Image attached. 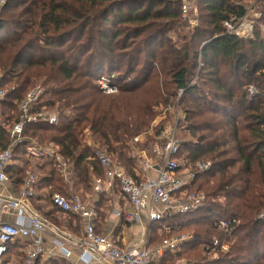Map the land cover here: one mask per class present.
I'll return each instance as SVG.
<instances>
[{"label": "trees", "instance_id": "trees-1", "mask_svg": "<svg viewBox=\"0 0 264 264\" xmlns=\"http://www.w3.org/2000/svg\"><path fill=\"white\" fill-rule=\"evenodd\" d=\"M196 1V25L189 26L182 18V0H4L0 88L7 92L0 106V150L8 145L7 128L18 118L19 102L40 84L44 91L33 112L54 111L57 123H26L14 157L25 156L31 140L51 144L68 163V180L91 191V174L104 177L93 153L98 146L142 180L134 149H149L166 119L152 127L156 109L173 103L181 91L177 126L191 139L181 142L176 159L188 167L209 163L186 187L201 194L202 203L163 218L172 227L164 235H157L159 224L151 223L149 238L157 242L148 246L185 229L193 233L190 241L166 251L159 264H175L185 254L187 264H264V24L259 21L251 39L228 34L223 22L242 16L245 0ZM180 26L187 32H179ZM170 32H178L176 43ZM103 74L115 75L117 93L105 95L97 88ZM140 134H145L143 142H134ZM38 161L35 191L48 188L49 195L39 196L44 202L34 201L35 206L49 222L62 226L58 217L67 215L68 226L75 220L73 229L83 228L82 218L51 207L54 193L69 198L71 192L52 159ZM30 164L27 159L10 169L13 183L21 184ZM111 209V197L102 196L98 216ZM219 219L230 223L227 229L218 227ZM214 238L228 241V250L212 249ZM198 244L213 253L199 256ZM8 247L2 264H10L12 254L24 264L19 244ZM37 264L67 263L48 256Z\"/></svg>", "mask_w": 264, "mask_h": 264}, {"label": "built area", "instance_id": "built-area-1", "mask_svg": "<svg viewBox=\"0 0 264 264\" xmlns=\"http://www.w3.org/2000/svg\"><path fill=\"white\" fill-rule=\"evenodd\" d=\"M3 2L4 0H0L1 4ZM190 11H192L191 3L182 0V18L187 19V23L193 26L196 25V20L193 19L195 17H190ZM246 14L247 9L241 17L231 15L225 20L223 22L225 32L240 38H252L254 22H247ZM246 25L249 26L248 33L243 32ZM262 39H264V28H262ZM96 86L105 95L118 92L114 74L100 75L96 79ZM43 91L44 88L40 84L34 85L27 91L18 104L17 120L7 128L9 142L7 147L0 150V186L4 189L10 182L5 168L13 161V150L24 142V125L26 123L49 125L57 123V114L54 111L33 112L34 104ZM249 91L254 93L252 87ZM6 92L5 89L0 88V106ZM180 94L181 91L178 92V96ZM173 111L176 113L175 123L163 127L149 149H134L133 153L137 157L142 180L133 178L112 155L95 146L93 153L103 167L104 177L97 179L91 174L90 184L93 192L91 201L84 202L77 193L71 194L69 198L58 193L51 196L53 207L84 220L81 234L78 236L73 237L64 229L60 232V229L50 224L35 206L37 178L34 172L26 170L16 194L12 193V195L8 192L0 194V213L10 211L15 213L12 221L0 218V264L8 253V246L16 242L19 244L20 251L23 252L24 264H37L38 259L45 255L66 260L67 264H155L156 258H161L166 251L179 249L189 236L192 238L191 234L179 235L164 239L159 245L150 248L148 231L145 229L140 234L139 242L124 247L119 246L111 235L96 233L94 225L98 218L96 210L98 200L103 194L115 188L119 190V194L129 206L113 209L111 213L115 220H124L129 224L142 221L147 225L158 223L160 229L168 233L171 228L161 223L163 218L189 211L202 203L201 194L186 190V187L191 185L197 172L209 168V163L197 162L193 167H188L183 160L176 159L182 142L177 136V124L181 114L179 109ZM142 136L145 134L135 136L133 141L143 142ZM29 144V155L51 158L63 173L64 178L68 179L67 176L70 175L68 163L53 146H41L34 140H31ZM142 213H144L143 219ZM217 224L221 229H227L230 225L224 219H219ZM47 239L54 251L46 248ZM210 247L227 251L229 242H220L214 238Z\"/></svg>", "mask_w": 264, "mask_h": 264}, {"label": "rangeland", "instance_id": "rangeland-1", "mask_svg": "<svg viewBox=\"0 0 264 264\" xmlns=\"http://www.w3.org/2000/svg\"><path fill=\"white\" fill-rule=\"evenodd\" d=\"M186 1H189V3H191V8H192V12H191V14H190V17L192 18V17H195V18H193V19H195V20H197V18H196V16H197V1L196 0H186ZM245 7H246V9H247V18H246V21L247 22H251V21H253L254 22V25H253V36H254V28L256 27V25H258V23H259V21H261L262 22V24H264V0H245ZM0 5H1V3H0ZM195 13V14H194ZM183 22V21H182ZM185 22H187V19H185ZM184 23V22H183ZM185 24V23H184ZM188 24V23H187ZM189 26H191L190 24H188ZM261 36H262V28H264V25H261ZM179 32H181V33H186L187 32V28H185V27H183V26H180L179 27ZM178 33V32H177ZM177 33H174V32H170L169 33V38H170V40H172V42L173 43H176V35H177ZM253 38V37H252ZM245 39H249V38H245ZM251 39V38H250ZM104 75H108V74H104ZM238 87V84L235 82V86H234V88H237ZM250 88V87H249ZM249 88H248V90H249ZM253 89V92H254V88H252ZM182 93V92H181ZM181 94L176 98V100L173 102V103H171L170 105H168V106H160V107H158V109H156L159 113H158V115L152 120V122H151V126L152 127H157V126H159V124H161V120H164L165 118V123L163 124V127H166V126H168V125H172L173 123H175V117H176V113L173 111V110H176V109H179V111H180V114L182 115L183 113H182V110H181V105L179 106V100H180V98H181ZM0 109H1V107H0ZM10 109L9 108H5V110L4 111H6L7 113H8V111H9ZM0 120L2 121V114H1V111H0ZM241 120V119H240ZM153 123H155V124H153ZM243 134H245V133H243ZM144 135V134H143ZM148 135H152V131L148 134ZM177 136H178V138L183 142V141H188V140H190L191 138H190V136L188 135V133H186L184 130H180V129H178V132H177ZM153 138V137H152ZM155 139V138H154ZM160 143V142H159ZM137 149V148H136ZM36 162H39L38 160L36 161V160H33L32 162H31V164L29 165L30 167H33V169L34 170H37L36 168H35V164L34 163H36ZM35 172H37V171H35ZM64 184H65V186H66V189H67V194H69V192H71V194L72 193H78L79 195H81V198H82V200L84 201V202H86L87 203V201H91V199H92V196H93V194H92V190L91 191H87V190H85V189H83L82 188V186L81 185H79V184H77V185H75L73 182H72V180H66V179H64ZM75 185V186H74ZM60 194V193H59ZM178 214V213H177ZM61 216V217H60ZM59 217H58V220L61 222V225L62 226H58V225H56L54 222H50V224H52V225H55L56 227H58L59 229H60V232L61 231H63V229L66 231V233L67 234H69V235H71V236H73V237H75V236H78L79 234H81V231H82V227L81 228H78V229H76V230H78V231H76V230H74L73 228H75V225L77 224V222L75 221V220H73V222H72V225H73V227H70V226H68V224L66 223L67 221H68V217H67V215H60ZM46 217V216H45ZM172 216H170V218H171ZM46 219H47V217H46ZM49 222V221H48ZM162 224H164V225H166V226H169L170 228H172L170 225H168V224H166L164 221H162ZM130 226H132V228H130V229H133V226H134V224H131ZM150 226H152L151 224H143L142 226H140V231L142 232L143 230H147L148 231V244L150 243V236H151V230H150ZM159 228H158V230L156 231V234L158 235V234H161V235H164V233H168V232H166V231H164V230H162V229H160V226H158ZM70 228V229H69ZM113 230H114V228H113ZM134 230H138V229H134ZM187 231H185V229H183L182 231H181V235H185V236H188V235H190L192 232H189L188 231V233H186ZM150 234V235H149ZM193 234V233H192ZM175 236H179V235H172V238L173 237H175ZM219 237V236H218ZM171 238V237H170ZM188 239V240H187ZM186 240V242H188V241H190V236L187 238ZM220 242H224V240H219ZM157 241H156V239L155 240H153V241H151V243L152 244H155ZM186 242H184L183 244H185ZM182 246V245H181ZM180 246V247H181ZM150 248H153V246H150ZM180 249V248H179ZM195 252L197 251V253H198V255L199 256H210L212 253H213V251H210L209 253H208V251L206 252V251H203L204 250V248H203V246L201 245V244H198V245H196L195 246ZM178 250V249H177ZM208 250H211V249H209L208 248ZM194 252V251H193ZM47 258H48V256H46ZM51 258H54V257H52V256H50ZM187 256H186V254L185 255H183V257L182 258H179V259H175L176 261H175V264H187L189 261V259H187L186 258ZM162 258V257H161ZM161 258H156V260H155V264H159L160 263V261H161ZM191 258V257H190ZM56 259V258H55ZM59 260V259H58ZM61 260V259H60ZM11 262H10V264H18V258H17V256L16 255H14V254H12V257H11V260H10ZM66 261V260H65ZM41 262H43V259H42V261ZM66 263H67V261H66Z\"/></svg>", "mask_w": 264, "mask_h": 264}, {"label": "crops", "instance_id": "crops-1", "mask_svg": "<svg viewBox=\"0 0 264 264\" xmlns=\"http://www.w3.org/2000/svg\"><path fill=\"white\" fill-rule=\"evenodd\" d=\"M142 139L144 140V136H142ZM29 145H31V144H29ZM29 145H27V147H26V155L25 156H19L18 158L14 157L13 161L5 168V173L7 174L8 177L10 176L9 175L10 169H15L17 166L22 167V165L25 163V161L27 159L30 160V162H32L33 160L37 161V160L42 159V158L49 160L48 157H39V156L29 155L28 154L29 153L28 152L29 151V148H28ZM49 145L52 146L51 144H49ZM27 169L31 170L36 175L35 171H37V170H34L33 167L29 166V167H27ZM68 174H69V172H68ZM67 177L69 178V175ZM9 180H10V182H9V184H7L5 189L2 186H0V194L1 195L5 194L7 192H8V194H12V193L16 194V192L20 188V184L13 183V180L10 177H9ZM66 180H68V179H66ZM48 192H49L48 188H42V189L38 190L37 191L38 196L37 195L35 196L34 201L36 203L37 202L43 203L44 200H42V199L37 200V199L39 196L40 197H42V196L47 197L49 195ZM92 194H93V192H92ZM102 196L111 197L112 209L110 212L107 211L105 213L106 215L104 216V218L98 216L97 220L95 221L94 225L96 227L97 226L99 227L98 229L100 230V233L111 235V237L116 241V243L119 246L129 247V246H132L135 243L139 242L140 241V234H141L140 226L143 225L144 221H142L141 223L134 224L133 229H130V228H132V226H130L131 224H129V223H128V226L123 225L122 221L115 220V218L113 217V214L111 212L113 209L128 208L129 206H128L127 202L125 201V199L119 193L118 194L113 193V190L107 194H103ZM102 196L100 198H102ZM51 207L53 208V206H51ZM143 217H144V213H142V219H143ZM0 218L2 220L12 221L15 218V213H14V211H10L7 213H0ZM47 220L49 221L48 217H47ZM113 228H114V230H113ZM134 229H138V230L136 231ZM46 248L48 250L54 251V249L50 245L48 239L46 240ZM46 256L47 255H45L44 258ZM54 258H56V257H54ZM57 259H59V258H57Z\"/></svg>", "mask_w": 264, "mask_h": 264}, {"label": "bare ground", "instance_id": "bare-ground-1", "mask_svg": "<svg viewBox=\"0 0 264 264\" xmlns=\"http://www.w3.org/2000/svg\"><path fill=\"white\" fill-rule=\"evenodd\" d=\"M248 27H249V26L246 25V27L243 28V32H244V33H248Z\"/></svg>", "mask_w": 264, "mask_h": 264}]
</instances>
